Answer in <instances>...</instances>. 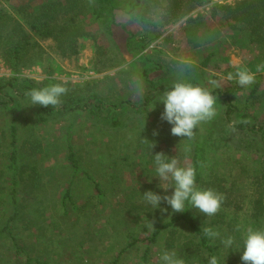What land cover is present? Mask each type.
I'll return each instance as SVG.
<instances>
[{"label": "rangeland", "instance_id": "374dc122", "mask_svg": "<svg viewBox=\"0 0 264 264\" xmlns=\"http://www.w3.org/2000/svg\"><path fill=\"white\" fill-rule=\"evenodd\" d=\"M0 1L10 12L28 7L31 0ZM117 1L113 22L105 26L90 22L88 10L73 12L87 19L78 54L62 55L51 40L36 38L42 56L18 73L0 55V80L17 79L0 99V264H24L27 256L50 264H107L115 257L113 248L127 247L132 238L147 237L156 225L181 214L163 201L153 209L142 194L171 195L173 188L165 192L158 186L153 156L163 152L189 165L195 141L202 142L197 187L212 188L225 200L214 216L187 204L189 214L198 226L220 233L209 241L219 264H243L247 229L264 230V141L260 133L235 126L245 122L264 127V71L257 70L264 66V46L241 40L219 11L212 13L213 6L241 0H205L169 23L160 19L166 0ZM244 68L254 77L261 74L262 91L240 119L250 85L240 87L227 75ZM181 78L221 98L216 117L200 125L191 141L171 134L172 125L160 119L164 106L157 102L164 93L159 87L171 88ZM213 79L220 88L208 83ZM48 81L62 84L67 93L58 108L46 107V115L43 106L31 105L28 92ZM223 98L235 108L229 118L220 114L226 106ZM12 126L17 128L18 166L23 170L16 193L8 161ZM150 142H155L152 149ZM69 146L77 171L66 159ZM24 176L38 179L37 185ZM92 181L99 184L100 200ZM68 185L78 210L63 216L58 207ZM190 234L180 221L156 243L127 247L121 262L136 264L148 249L150 264H160L166 250L184 261L190 257L191 264L197 259L207 264L206 254L192 250ZM228 236L235 240L231 249L221 243Z\"/></svg>", "mask_w": 264, "mask_h": 264}, {"label": "trees", "instance_id": "16d2710c", "mask_svg": "<svg viewBox=\"0 0 264 264\" xmlns=\"http://www.w3.org/2000/svg\"><path fill=\"white\" fill-rule=\"evenodd\" d=\"M153 1V0H152ZM205 0H166L164 6V14L160 19L165 23H169L180 16L188 13L196 6L202 4ZM1 2V1H0ZM28 7H18L14 11H6L0 6V55L5 63L15 71L19 72V69L27 66L28 64L37 61L42 54L43 50L39 44V40H51L55 49L62 55L72 56L78 54L80 49L78 39L85 34V17L80 18L76 16L74 11L80 9L88 10L90 22L100 23L106 25L113 22V9L118 7L117 0H31L28 3ZM83 10V11H84ZM148 7L142 12V17L147 14ZM212 13L220 12L222 20L227 21L229 28L238 34L241 40L248 44L256 46H264V0H241L234 5H218L212 7ZM82 16V15H80ZM93 25V24H90ZM35 63V62H34ZM264 71V68H262ZM261 74L258 73L255 76L254 83L250 85L247 96L243 106H241L240 119H244L243 116L246 107L249 103L254 102V98H257V94L262 90L260 88ZM195 80V79H194ZM17 82V79L12 80H0V99L3 95V91L6 88L12 87L13 83ZM53 82H44L40 88L53 85ZM171 88L159 87L161 93L170 90ZM217 96V103H220L221 98ZM226 101L225 110L223 113L225 117H230L234 113L235 108L231 107L228 100ZM1 101V100H0ZM147 101V100H146ZM77 107V105H76ZM49 109V108H48ZM42 110L47 115L50 111H47L46 107H42ZM45 117H41L40 121L44 122ZM236 129L242 132L248 133H260L264 141V127L256 128V126H249L245 122L239 123ZM17 128L11 127V151L8 154L9 167L12 170L13 189L16 193L15 185L17 184V176L20 173L22 175L23 170L19 168L18 151L16 145L15 133ZM202 142L195 141L193 153L190 157L189 165L196 168V185L200 181L199 176V164L201 161ZM67 161L70 163L71 168L75 171L79 169L78 161L75 157L71 146L68 147ZM30 168V167H29ZM35 169V168H34ZM34 173V170H33ZM37 185L36 178L32 176H24ZM95 198L101 199L103 194L96 181L91 183ZM14 206L16 205L15 197ZM15 206V213H16ZM61 213L63 216H68L72 211L76 212L78 209L76 204L72 200L70 186H66L60 197ZM57 208V209H58ZM183 221L190 229L189 243L193 246V251L197 255H207V258L213 256L212 249L209 245L210 238L204 234V229L194 223L189 214L187 204L185 211L179 216L172 218L168 222L156 225L147 237L132 238L127 247L134 244H140L147 242L148 245L156 243L158 238L164 232L165 229L173 227ZM124 248H113L115 257L107 264H125L121 262L120 256L125 251ZM148 249H145L136 264H150L147 254ZM206 257V256H205ZM204 259V258H203ZM204 260H196L194 264H203ZM24 264H50L46 260L38 258H31L27 256L24 260ZM87 264V263H85ZM185 264L190 263V257H186Z\"/></svg>", "mask_w": 264, "mask_h": 264}, {"label": "clouds", "instance_id": "9594fccd", "mask_svg": "<svg viewBox=\"0 0 264 264\" xmlns=\"http://www.w3.org/2000/svg\"><path fill=\"white\" fill-rule=\"evenodd\" d=\"M261 68L264 66H258L257 70L259 71ZM227 79H235L240 87H246L254 83L255 77L252 72L244 68L238 70L234 75L229 73ZM208 83L213 85L214 89L220 88L217 80H209ZM66 93L67 88L65 86L53 84L40 89H32L28 92V96L31 105L43 107L51 105L58 108L62 104L61 96ZM157 102L164 106L160 119L172 125L171 134L189 141L195 138L196 130L200 125L212 121L217 115V96L213 94V90L188 82L184 78L174 81L171 89L165 91ZM155 104L152 109H154ZM156 134L154 131L153 135ZM150 144L152 149L155 142H150ZM185 151H190V149L186 147ZM153 158L155 177L159 180L158 186L165 192L170 187L174 189L171 195H159L153 191H145L142 194L143 199L153 209L158 208L163 201L171 207L173 212H184L186 204H190L191 208L196 209L206 217L214 216L220 211L225 200L224 195L212 188H198L195 182V167L182 165L176 156L170 158L163 152L156 153ZM160 210L162 212L167 211L164 208ZM149 223L153 227V222L149 221ZM203 231L210 239L220 237V233L212 228H204ZM221 243L225 248L231 249L235 240L234 237L228 236L222 238ZM240 259L243 264H264V230L247 229ZM159 261L160 264H185V261L178 257L175 251L167 250L160 255ZM207 264H219L217 257H209Z\"/></svg>", "mask_w": 264, "mask_h": 264}]
</instances>
